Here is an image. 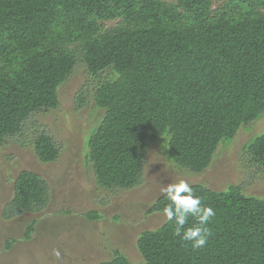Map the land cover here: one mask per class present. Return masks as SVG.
I'll list each match as a JSON object with an SVG mask.
<instances>
[{"label": "trees", "instance_id": "1", "mask_svg": "<svg viewBox=\"0 0 264 264\" xmlns=\"http://www.w3.org/2000/svg\"><path fill=\"white\" fill-rule=\"evenodd\" d=\"M263 8L264 0L218 8L213 0H0V148L30 138L42 163L59 159V144L36 116L59 106V87L81 66L98 78L92 97L105 110L87 141L99 186H139L150 142L163 136L171 162L204 171L224 141L264 113ZM116 18V27L102 29ZM106 71L111 78L101 77ZM77 101L84 104L83 90ZM245 150L264 169V132ZM191 186L216 211L208 243L194 250L166 221L139 235L144 264H264V197ZM50 199L47 180L23 170L2 218L40 212ZM167 203L162 195L149 212ZM95 264L132 263L116 253Z\"/></svg>", "mask_w": 264, "mask_h": 264}, {"label": "rangeland", "instance_id": "2", "mask_svg": "<svg viewBox=\"0 0 264 264\" xmlns=\"http://www.w3.org/2000/svg\"><path fill=\"white\" fill-rule=\"evenodd\" d=\"M225 1L213 0V5L218 8ZM261 11L264 13V8ZM120 22V18L103 20L102 29ZM111 76L106 71L101 77ZM96 80L84 67H77L59 87V106L36 116L37 124L60 146L56 162L42 163L30 138L25 143L10 139L0 148V264H95L111 260L116 253L132 264H144L137 246L139 235L166 222L163 212L149 209L162 196L161 187L179 179L219 191L237 186L248 196L264 197V169L251 163L245 150L264 132V113L242 125L233 140L224 141L211 165L200 173L171 162L167 156L168 136H163L150 142L139 186H99L87 157L88 138L105 115L92 97ZM82 90L85 101L79 105L77 97ZM23 170L34 171L47 180L50 203L40 212L5 220L2 209L13 198L15 180ZM88 213L99 217L91 219ZM32 225L33 231L27 237Z\"/></svg>", "mask_w": 264, "mask_h": 264}, {"label": "clouds", "instance_id": "3", "mask_svg": "<svg viewBox=\"0 0 264 264\" xmlns=\"http://www.w3.org/2000/svg\"><path fill=\"white\" fill-rule=\"evenodd\" d=\"M161 194L168 203L163 208L166 221L174 224L173 235L191 244L194 250L203 248L211 235L210 222L216 216L215 209L196 194L186 179L161 187ZM189 217L195 221L191 226ZM59 255V253H56Z\"/></svg>", "mask_w": 264, "mask_h": 264}]
</instances>
